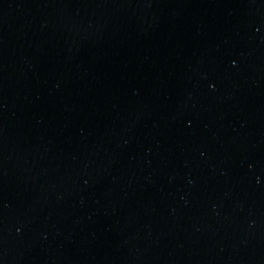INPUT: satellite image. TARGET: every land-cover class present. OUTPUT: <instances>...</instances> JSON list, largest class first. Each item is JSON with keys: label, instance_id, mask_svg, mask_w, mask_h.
<instances>
[{"label": "water", "instance_id": "water-1", "mask_svg": "<svg viewBox=\"0 0 264 264\" xmlns=\"http://www.w3.org/2000/svg\"><path fill=\"white\" fill-rule=\"evenodd\" d=\"M0 264H264V0H0Z\"/></svg>", "mask_w": 264, "mask_h": 264}]
</instances>
